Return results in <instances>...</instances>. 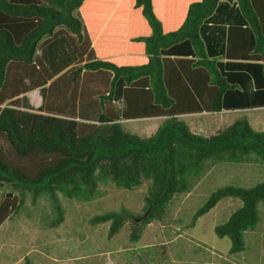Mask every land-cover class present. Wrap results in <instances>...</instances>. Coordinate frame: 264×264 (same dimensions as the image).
Masks as SVG:
<instances>
[{"label": "trees", "instance_id": "trees-1", "mask_svg": "<svg viewBox=\"0 0 264 264\" xmlns=\"http://www.w3.org/2000/svg\"><path fill=\"white\" fill-rule=\"evenodd\" d=\"M219 1L0 0V223L26 193L30 204L42 196L49 201L57 225L63 218L58 194L88 201L98 183L132 189L146 180L143 212L149 210L140 222L133 219L141 214L124 208L89 219L108 222L109 238L131 218L134 241L214 163L264 164V130H253L245 117L201 135L177 116L264 105V0H223L236 3L253 42V61L240 66L208 56L198 33ZM232 28L228 39L235 40ZM60 36L76 60L53 75L38 51ZM238 44L226 54H236L229 49ZM39 87H45L42 108H21L19 96ZM119 99L124 118H164L146 137L128 132L118 122ZM93 106L94 121L77 118ZM222 197L241 201L213 226L234 253L258 221L264 182L216 188L194 209L190 226ZM22 264L32 263L24 256Z\"/></svg>", "mask_w": 264, "mask_h": 264}, {"label": "rangeland", "instance_id": "rangeland-1", "mask_svg": "<svg viewBox=\"0 0 264 264\" xmlns=\"http://www.w3.org/2000/svg\"><path fill=\"white\" fill-rule=\"evenodd\" d=\"M219 9L217 6L214 20L218 19ZM201 36L207 45L205 36L202 33ZM221 37L220 42L223 41ZM207 49L210 55L220 56L218 50L211 51L209 46ZM40 54L53 74L58 73L57 65H62L61 70L73 62L70 56L75 58L63 36L49 43ZM44 93L45 87H39L21 94L20 102L33 110H40ZM98 111L92 107L79 114L94 116ZM218 116L210 114L202 119L201 116L200 119L198 116L181 119L202 135L243 116L253 130H264L262 107L245 113L231 111L226 120ZM152 121H155L154 125ZM158 122V119L142 118L122 121L121 126L128 132L146 137ZM258 182H264L263 163L252 160L214 163L187 192L173 195L163 217L144 225L134 241L128 238L131 218H125L118 231L109 238L106 234L108 222L91 223L89 219L92 215L121 208L132 214H142L146 180L132 189H120L109 182L98 183L97 194L88 201L58 194L63 218L57 225L50 222L54 210L49 201L42 196L35 204H30L26 193L22 204L0 225V262L22 264L25 256L32 264H264L263 202L257 204L258 221L254 228L242 233L243 249L234 253H228L229 239L216 236L213 226L223 222L240 205L238 198H220L212 208L197 217L193 225L189 224L194 209L216 188L226 184L249 187Z\"/></svg>", "mask_w": 264, "mask_h": 264}, {"label": "crops", "instance_id": "crops-1", "mask_svg": "<svg viewBox=\"0 0 264 264\" xmlns=\"http://www.w3.org/2000/svg\"><path fill=\"white\" fill-rule=\"evenodd\" d=\"M223 2H225V4ZM217 6H220V9H219V12H218V15H217L218 19L214 20L213 17L215 16L214 14H215V10H216ZM216 20L218 22H216ZM245 25H246V23L242 19V17L240 16L239 11H238L237 6H236V3L234 1L233 2H226V1L220 0L217 3V5H216L214 11L212 12V14L208 18H206L200 24V26L198 28V33H199V36H200V38L202 40V43H203V46H204V49H205L207 55L211 56V57H215V56H212V55L209 54L208 49H207V47L209 46L211 51H217V50L219 51L220 56H217L215 58H216L217 61H220L223 64L235 63V64H238L240 66V64H245V63L252 62L253 60L250 59L251 56L248 53H249V51L252 48L253 42H252V40H249L248 34L245 31V29H244ZM229 27H233L231 29V35L233 34L236 37L235 40H232V38L228 39V28ZM200 30H201V32H200ZM201 33H202L203 36H205V38L207 40V45L203 42V38L201 36ZM220 35H222V37H221L223 39L222 42H220L221 40L219 39ZM232 42H237L239 44L236 47H231V49H229V50H232V48H233L234 51L236 52V54L228 56L226 54V48H228V46L230 44L232 46ZM40 52L41 51H38V54L41 56ZM70 60H73V62H74L76 60V55H75V58L73 56H70ZM57 66H59V70H57V71H58V73H60L65 68H67L69 65H67V67H65V68H63L61 70H60V67L62 65H57ZM57 74H53V75H57ZM255 75H257V70H256ZM31 91H33V90H31ZM28 92H30V91H28ZM115 105H116V107H117V109L119 111V114H120V119L118 120V122L120 124H121L122 121H125V120H134V119H142V118L150 119V120L158 119L159 122H160L164 118V116H162V115H158V116L157 115L142 116V117H137V118H124L122 116V110L124 109V105H125L123 99L116 100L115 101ZM93 107H96V106H93ZM259 107L264 108V105H262V106H250V107H243V108H239V107L227 108V109H221L218 112H210V111L202 110V111H198V112H189V113L178 114L177 116L179 118L186 117V116H198L197 118H199V119H200V116H201V119H202V116H205V115L206 116H210V114H213V115L217 114V115H219L218 117L220 119L226 120V119H228L227 114L229 112H231V111H238V112H244L245 113L248 110H251L253 108H259ZM21 108L28 109V110H33L29 106H24L23 104H21ZM90 108H92V107H90ZM90 108H86V109H90ZM96 108H98V107H96ZM86 109H83V110H86ZM83 110H81V111H83ZM33 111H39V110H33ZM98 112L96 114L94 113V116H91L89 113L80 115L79 114L80 111H79L78 114H77V118L80 119V120H84V121H94V119L96 118ZM154 122L155 121H152V123H153L152 125H154ZM156 126H157V124H156ZM194 132L198 133L196 131H194ZM0 202H1V199H0ZM2 223H3V221L0 223V225ZM0 264H2V263L0 262Z\"/></svg>", "mask_w": 264, "mask_h": 264}, {"label": "water", "instance_id": "water-1", "mask_svg": "<svg viewBox=\"0 0 264 264\" xmlns=\"http://www.w3.org/2000/svg\"><path fill=\"white\" fill-rule=\"evenodd\" d=\"M148 210L149 209H146L139 217L134 218L133 221L140 222L146 216V214L148 213Z\"/></svg>", "mask_w": 264, "mask_h": 264}]
</instances>
